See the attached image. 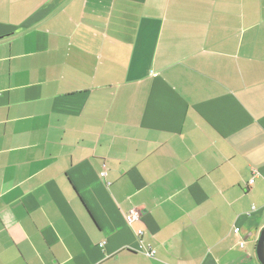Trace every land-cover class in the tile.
Segmentation results:
<instances>
[{
  "label": "crops",
  "instance_id": "obj_1",
  "mask_svg": "<svg viewBox=\"0 0 264 264\" xmlns=\"http://www.w3.org/2000/svg\"><path fill=\"white\" fill-rule=\"evenodd\" d=\"M263 228L264 0H0V264H260Z\"/></svg>",
  "mask_w": 264,
  "mask_h": 264
},
{
  "label": "water",
  "instance_id": "obj_2",
  "mask_svg": "<svg viewBox=\"0 0 264 264\" xmlns=\"http://www.w3.org/2000/svg\"><path fill=\"white\" fill-rule=\"evenodd\" d=\"M256 255L260 264H264V228L260 232L256 247Z\"/></svg>",
  "mask_w": 264,
  "mask_h": 264
},
{
  "label": "built area",
  "instance_id": "obj_3",
  "mask_svg": "<svg viewBox=\"0 0 264 264\" xmlns=\"http://www.w3.org/2000/svg\"><path fill=\"white\" fill-rule=\"evenodd\" d=\"M252 181H250L251 183ZM138 212L137 211H133L131 213H129L127 216H126V221L127 223H131L133 222L135 219H137L138 217ZM235 233L238 232L237 229L234 230ZM138 235H141L142 234V231H138L137 232ZM241 246H243V242L240 243ZM102 246V245H101ZM144 254L147 256V257H153L155 252L153 250H148V251H145Z\"/></svg>",
  "mask_w": 264,
  "mask_h": 264
}]
</instances>
